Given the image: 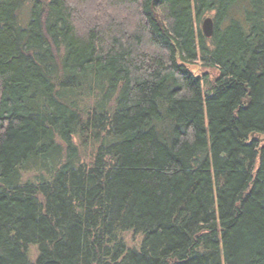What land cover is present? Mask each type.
I'll return each mask as SVG.
<instances>
[{
    "label": "trees",
    "instance_id": "obj_1",
    "mask_svg": "<svg viewBox=\"0 0 264 264\" xmlns=\"http://www.w3.org/2000/svg\"><path fill=\"white\" fill-rule=\"evenodd\" d=\"M0 264H264V0H0Z\"/></svg>",
    "mask_w": 264,
    "mask_h": 264
},
{
    "label": "rangeland",
    "instance_id": "obj_2",
    "mask_svg": "<svg viewBox=\"0 0 264 264\" xmlns=\"http://www.w3.org/2000/svg\"><path fill=\"white\" fill-rule=\"evenodd\" d=\"M206 16H212V15L211 14H207V15H205V17ZM24 25H26V23H24ZM193 67L197 68V66H193ZM197 71H199V73H204V72L209 71V70L203 69V68L201 69V67H199L197 69ZM212 73L215 74V75H218V71H213ZM77 144H79L78 141H77ZM134 243L137 244V245L139 244L138 238L136 239V241ZM38 252H39V249H38V246L37 245L34 244V245H31L30 246V249H29V258H30L31 261L34 262L37 259Z\"/></svg>",
    "mask_w": 264,
    "mask_h": 264
},
{
    "label": "water",
    "instance_id": "obj_3",
    "mask_svg": "<svg viewBox=\"0 0 264 264\" xmlns=\"http://www.w3.org/2000/svg\"><path fill=\"white\" fill-rule=\"evenodd\" d=\"M202 32L205 37H212L214 34V19L211 16H207L201 23Z\"/></svg>",
    "mask_w": 264,
    "mask_h": 264
},
{
    "label": "bare ground",
    "instance_id": "obj_4",
    "mask_svg": "<svg viewBox=\"0 0 264 264\" xmlns=\"http://www.w3.org/2000/svg\"><path fill=\"white\" fill-rule=\"evenodd\" d=\"M206 17H207V16H206ZM204 18H205V17H204ZM204 18H203V19H204ZM203 19H202V20H203ZM201 23H202V22H201ZM201 28H202V27H201Z\"/></svg>",
    "mask_w": 264,
    "mask_h": 264
}]
</instances>
